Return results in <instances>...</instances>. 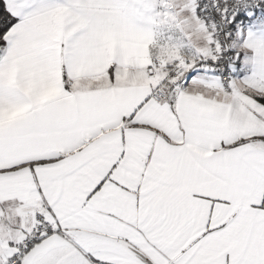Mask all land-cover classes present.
<instances>
[{
  "label": "snow or ice",
  "instance_id": "obj_1",
  "mask_svg": "<svg viewBox=\"0 0 264 264\" xmlns=\"http://www.w3.org/2000/svg\"><path fill=\"white\" fill-rule=\"evenodd\" d=\"M0 264H264V0H0Z\"/></svg>",
  "mask_w": 264,
  "mask_h": 264
}]
</instances>
